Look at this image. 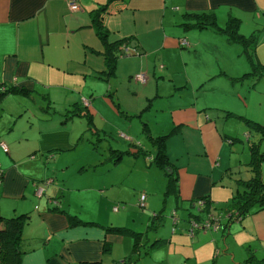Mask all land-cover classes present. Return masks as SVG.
<instances>
[{"label": "crops", "instance_id": "0c3cea01", "mask_svg": "<svg viewBox=\"0 0 264 264\" xmlns=\"http://www.w3.org/2000/svg\"><path fill=\"white\" fill-rule=\"evenodd\" d=\"M78 3L79 9L71 10L69 0H0V89L5 91L0 98V112L10 111L11 129L26 114L19 111L15 103L10 104V100L5 102L12 93L35 99L34 94L42 92L44 98H76L78 103L87 98L91 102L93 115L90 114L102 117L104 107L114 112L112 98H124L121 89L126 84L130 86L126 98L147 100L156 98V93L166 92L163 88L172 81L182 82L188 91L178 92L179 98L168 100L165 109V126L169 127L166 151L173 175L161 173V166L155 163L157 145L155 153L145 149L142 158V143L133 145L131 137V152L140 154L133 157L132 167L136 166L148 179L152 176L150 173H156L153 178L159 185L145 189L152 193L150 201L165 188V201L170 199L175 206H194L198 213L191 214L202 215V218L207 211L199 208L198 199L228 203L240 187L239 179L250 178L254 171L251 160L245 161V157H238L234 152L241 139L233 125H227V114L217 113L212 107L214 103L201 99V95L211 90L212 98H216L214 93L223 87L235 90L232 93L241 99L237 84L244 81L239 78L241 72H246L248 63L242 46L229 40L224 32L211 26L192 24L196 21L195 14L211 12L222 25L234 15L240 17V30L242 27L246 34L242 24L245 20L254 26L260 24L264 17V0H78ZM104 5L106 9L100 16L108 30V41L121 40V45L133 46L132 41L136 40L138 46L136 52L119 54L112 72L106 57L107 44L97 34L93 18ZM254 26L251 31L256 29ZM183 38L188 44L181 43ZM190 70L198 72L191 74ZM139 73L146 76L145 81L137 77ZM158 74L160 78H157ZM10 85L26 88L28 92L6 90ZM71 104L56 105L60 116L52 123L59 126L65 123L71 115L67 114ZM144 108L142 106L141 110ZM159 112H163L162 109ZM33 114L27 118L32 130L37 118ZM221 118H224L223 122ZM40 132L44 134V131ZM256 133L257 137L261 135ZM244 134L250 140L254 132L245 129ZM46 135L51 138L50 132ZM38 144L41 149L39 146L30 148L28 154L33 153V149L34 152L56 151V146L62 149L61 142L56 144L51 139H40ZM8 147L6 151L0 144V162L7 166L0 181V213L5 216L29 215L23 229L25 252L20 264H115L131 255L135 258V247L140 244L136 233H141V238L147 240L155 237L159 240L155 245L167 242L169 237L161 233L169 227H163L168 218H161L163 213L155 207L153 210L158 215L150 216L147 224L150 225L152 220L157 226L162 225L156 235L150 233L146 237L143 230L131 229L134 237L126 241L124 233L110 229L111 225L99 219L105 208L115 216L121 213L115 208L112 210L110 199L103 198V190L98 189V201L89 199L87 205L84 204L86 198L75 196L69 200L65 192L61 201L54 203L52 199H60L62 192L50 184L41 193L42 187L38 188L36 184L49 173L45 167L38 169L34 160L20 161L18 148L13 144ZM239 169H242L241 173ZM262 171L264 179L263 163ZM131 173L136 177L133 171ZM76 175L80 176L79 173ZM171 177L176 178L175 188H170ZM201 229L191 234L199 243L206 238L212 240L220 229L228 243L226 249L232 252L236 263L264 254V208L240 219L223 216L221 226L215 232L210 229L202 232ZM120 246L124 250L128 248L123 256L116 253ZM221 249L216 247V260L233 264L230 256L219 259Z\"/></svg>", "mask_w": 264, "mask_h": 264}, {"label": "rangeland", "instance_id": "374dc122", "mask_svg": "<svg viewBox=\"0 0 264 264\" xmlns=\"http://www.w3.org/2000/svg\"><path fill=\"white\" fill-rule=\"evenodd\" d=\"M242 26L245 27L246 34L254 32L257 34L258 39L255 53L254 51L251 52L253 63L247 55H243L248 63L245 73L250 74L245 75L241 72L242 75L239 79L243 78L244 81H239L237 86L240 88L242 98H236L235 93H232L235 90L219 87L213 95L216 98H212L211 90H207L201 95V99H209L211 104L214 103L212 107L217 113L220 111L221 115L227 114V125L232 124L234 130L239 132L236 133L237 137L241 139L236 144L234 152L238 154V157L243 156L245 161H249L252 159L251 145L254 143L259 142V150L264 153V136L257 137V130L252 128L247 121V119H251L264 124V17L261 18L259 25L254 26V23L245 20ZM253 26L256 29L251 31ZM240 31H243L242 27ZM193 72L198 71H189L191 74ZM160 77L158 74L157 78ZM181 83L172 81L171 85H166L163 88V91L166 92H160L159 95L155 92L156 98L147 100H144L146 98H126L130 87L126 84L121 89L124 98H112L116 108L114 109L115 113L108 107H104L102 110L105 118L97 114L92 116L93 114L90 112L91 102L87 98H83V102L78 103L75 102L76 98H44L42 92H36L34 94L35 99L21 93H12V97L7 98L5 102L10 100V104L15 103L19 107V111L21 109L26 114L21 117L15 126L13 124L14 127L11 129L8 120L10 111L5 110L7 113L0 112V131H2L0 133V144L5 143L7 146L13 144L15 148H18L17 155L20 157V161L34 160V164L38 169L41 170L44 169L43 166L45 167L49 173H47L44 180L36 184L38 188L42 187L41 193L50 184L56 186V191L62 192L59 196L60 199H52L54 203H59L63 194L66 193L69 200L75 196L78 199L80 197L86 198L84 204L87 205L89 199L91 202L98 201V189L103 190V198L105 200L110 199L112 210L115 208L120 210L121 213L115 216L105 208L102 210L103 214L99 216V219H102L100 221L103 223L111 225L110 228H118L115 231L120 234L124 233L123 237L126 241L131 240V236H133L131 235V229H136L137 232L143 230L146 237H149L150 233L152 236L156 235L157 229L162 225L157 226L152 220L149 225L147 220L160 210L159 212L163 213L161 218H168L163 227L169 226L163 229L161 234L169 238L166 243L155 245L159 241L155 237L148 238V240L142 237V239L141 233H136L137 240L140 243L137 253H140L141 257L138 264H227V262L223 263L222 261L219 263L214 257L217 246L222 248L219 251L220 253L218 252L221 260L223 256H230L233 264H264V254H257L249 261L236 263L232 252L226 249L228 243L220 229L202 228V232H207L206 230L209 229L214 232L218 231L212 240L206 238L202 243H199L196 238L191 237L193 232L192 222L204 218L200 214L201 218L198 215L191 214L198 213L197 208L190 205L187 207L175 206L170 199L165 201V188L150 201L151 198L149 197L152 193L145 189L147 186L157 187L155 184L159 185L153 178L156 173H150L152 176L148 179L146 175L138 171L139 169L136 166L132 167L133 157H138L141 154V157L144 158L145 149H150L149 153H155V145L161 143L162 140L160 136L168 133L169 127L165 126V123H167L165 109L168 107V100L172 101L173 98H179L177 96L178 92L188 91V87L182 86ZM249 83H252V85L249 86ZM166 87L168 88L166 89ZM154 89L157 90V88ZM189 90L191 91V89ZM246 97L247 99H245ZM50 99L54 101L52 102ZM69 103L72 104L67 114L71 115L68 116L66 122L61 126L52 123L58 120L60 116L56 111V105L65 107ZM142 106H145V108L141 110ZM146 106L148 107L146 108ZM227 106L229 108H226ZM161 109L164 113L159 112ZM223 109H229L232 112L227 113ZM32 113L37 117L35 118L36 125L33 130L29 129L27 120L28 115ZM220 121L223 122L224 118H221ZM245 129L248 132H254L250 140L244 134ZM40 130L44 131V134H41ZM46 132H50L51 138L46 135ZM131 137L133 138V145L134 143L139 144V141L142 143L143 148L140 147V154L131 152ZM40 139H51L56 144L61 142L62 149L56 146V151L50 149L37 150V153L33 149V153L28 154L30 148L39 146ZM39 148L41 149V146ZM4 150L6 149L4 148ZM8 150L9 147L6 151ZM40 156L44 158L45 163ZM118 156L120 158L117 159ZM262 163L264 166V157ZM0 165V170L5 171L6 174L5 167L7 168V166H3L1 162ZM160 168L161 173L168 176L173 175V167L166 165ZM241 170L239 169V173L242 172ZM132 171L136 177L132 175ZM76 173H79L80 176H77ZM71 175L76 176L72 178ZM143 194L146 197L144 205H141ZM200 199H198V202ZM228 204L229 202L226 201L217 202V204L211 201L209 206L206 207L205 203L204 206H199V208L203 212H205L204 209L209 208L223 218V216L227 217L232 211L224 209V207L230 208L227 206ZM90 205L92 204L90 203ZM74 207L77 208L76 205ZM154 207L157 211L153 210ZM174 218L177 220L174 221ZM197 230L198 228L194 231ZM217 249L219 250V248ZM126 250L120 246L116 253L123 256ZM237 255L240 256L239 253ZM130 259L131 257L127 261H123L124 259L119 260L118 264H129L131 263Z\"/></svg>", "mask_w": 264, "mask_h": 264}, {"label": "trees", "instance_id": "16d2710c", "mask_svg": "<svg viewBox=\"0 0 264 264\" xmlns=\"http://www.w3.org/2000/svg\"><path fill=\"white\" fill-rule=\"evenodd\" d=\"M106 5L101 7V10L95 13L94 18V26L97 31V34L105 41L107 44L106 57L108 59V66L110 71L115 68V60L119 54L123 52V44L121 45V40H117L114 42L108 41V30L105 28L100 13L101 11H105ZM196 21L192 24L197 27H206L211 26L218 31L224 32L229 40L236 42L242 46L243 52L248 56V58L252 61V51L256 50L257 45V34L250 33L245 34L240 31V23L241 19L238 16H230L227 22L222 25L220 24L216 16L209 13H201L195 14ZM127 41H132V38H127ZM128 46V45H127ZM132 47V46H131ZM132 53V52H131ZM250 73H245V75ZM6 88V87H5ZM19 90L21 92H28L26 88H17L15 86H8L6 90ZM5 91L0 89V98L4 94ZM148 107V106H146ZM230 113V112H229ZM69 116V115H68ZM252 128H255L260 134L261 137L264 136V124L247 119ZM168 134H163L160 137L162 138L161 143H158V151L155 157V163L159 166L165 167L169 165L171 160L170 156L166 151V138ZM259 142L251 145L252 150V169L254 174L247 179H239L240 187L236 190L234 195L228 200L229 204L225 210L238 211L241 215L253 213L259 211L264 208V179H263V171H262V159L264 157V153H261L259 150ZM120 156L117 157V159ZM116 159V160H117ZM169 167H172L169 165ZM1 171V175H3V171ZM175 180L171 177L170 180V188H175ZM175 186V187H174ZM211 203L210 199H206V207ZM207 209H204L206 211ZM232 213V212H231ZM157 216L158 213H155ZM230 219H236L233 215H228ZM29 215L28 213H20L13 216H5L0 213V264H20L22 254L25 252V239L23 237V229L25 224L28 222ZM110 229L116 230L118 228L111 227ZM135 258L128 256L123 261H127L129 257H131V263L136 264V260L140 257V253L138 252V245L135 247ZM250 260V257L248 258ZM119 262L115 263L118 264ZM243 264V263H242Z\"/></svg>", "mask_w": 264, "mask_h": 264}, {"label": "built area", "instance_id": "2783aa9c", "mask_svg": "<svg viewBox=\"0 0 264 264\" xmlns=\"http://www.w3.org/2000/svg\"><path fill=\"white\" fill-rule=\"evenodd\" d=\"M69 5H70V8L71 10H77L79 9V3H78V0H69ZM181 43L182 44H188V40L186 38H183L181 40ZM123 52L126 53V52H133L135 50V48L131 47L130 45H126V44H123ZM137 77L139 79H141L142 81H145L146 80V76L142 73H139L137 75ZM2 146L3 148H5L6 150L8 149V146L5 144V143H2ZM2 180V175H1V171H0V181ZM145 197L146 195L143 194L142 197H141V205H144V200H145ZM206 199V198H205ZM205 199H200L198 204L202 207L204 206V204L206 203V200ZM232 212V213H231ZM229 214L230 216L233 215L236 219H240L241 218V214L238 212V211H231ZM228 214V215H229ZM174 216V214H172ZM227 215V216H228ZM221 219H222V216L220 214H215L214 212H212L209 208L207 209V213H206V216H204L203 219H201L200 221H197V220H194L192 222V233L193 234L195 231V229H200V228H214V229H217V228H220L221 226ZM177 219L174 218V221H176Z\"/></svg>", "mask_w": 264, "mask_h": 264}, {"label": "water", "instance_id": "95a60500", "mask_svg": "<svg viewBox=\"0 0 264 264\" xmlns=\"http://www.w3.org/2000/svg\"><path fill=\"white\" fill-rule=\"evenodd\" d=\"M132 45H133L132 47H134L135 49H137L138 46L136 47V45H137L136 40H133V41H132ZM143 51H144V50L142 49V52H143ZM133 52H136V50H134Z\"/></svg>", "mask_w": 264, "mask_h": 264}, {"label": "clouds", "instance_id": "9594fccd", "mask_svg": "<svg viewBox=\"0 0 264 264\" xmlns=\"http://www.w3.org/2000/svg\"><path fill=\"white\" fill-rule=\"evenodd\" d=\"M134 48V47H133ZM136 50V49H135ZM133 53V52H132ZM229 211V210H228Z\"/></svg>", "mask_w": 264, "mask_h": 264}]
</instances>
